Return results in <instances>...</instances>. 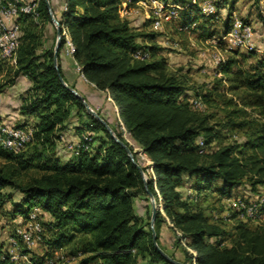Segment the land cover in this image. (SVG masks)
Wrapping results in <instances>:
<instances>
[{"label":"trees","instance_id":"1","mask_svg":"<svg viewBox=\"0 0 264 264\" xmlns=\"http://www.w3.org/2000/svg\"><path fill=\"white\" fill-rule=\"evenodd\" d=\"M63 1L58 14L50 0L61 24L58 68L54 64L57 28L46 1L39 0V21L22 11L16 17L21 34L15 64L8 69L13 74L0 82L1 93L27 75L31 85L22 96L19 111L24 116H37L33 138L20 151L0 143V205L3 188L10 186L21 192L16 210L26 219L36 207L49 215L41 232L45 251H25L35 262L52 256L59 247L70 246V253L80 256L81 264L95 260L105 264H170L155 246L150 221L135 209L138 197L150 206L152 192L164 205V210L158 207L154 222L156 240L165 249L161 228L169 219L176 244L184 240L187 245L183 262L264 264V223L252 226L251 220L234 211L231 219L236 220L229 225L222 214L216 218L189 192L195 188L200 195L201 190L214 188L215 179L223 181L219 188L223 193L241 184H249L256 192L264 184V54L246 65L239 55L248 54L231 49L217 66L221 73L217 82L202 88L189 84L183 67L170 66L162 52L165 46L159 42V29L137 28L121 15L123 0ZM169 1L187 4L177 18L183 29L207 18L200 13L197 1ZM227 2L220 0L219 4ZM202 23L204 27L207 20ZM63 25L68 26L75 45L78 75L111 97L108 105L115 108L118 123L98 112L128 145L136 162L86 110L82 98L63 83L60 75L81 93L63 67ZM144 25H152L151 20L145 19ZM214 34L208 32V36ZM139 49L147 51L149 57H137ZM3 62L0 57V72L5 69ZM190 89L204 107L188 100ZM215 110L223 117L216 118ZM72 119L78 121L75 128L79 132L90 130L92 136L95 130L104 129L109 139L97 149H82L75 157L64 152L70 158L62 161L49 152L57 147ZM235 132H241L242 138L231 139ZM200 140L204 141V151ZM142 171L147 174V186ZM219 210L224 211V206ZM148 214L150 218L151 212ZM4 247L0 239V264H14Z\"/></svg>","mask_w":264,"mask_h":264},{"label":"rangeland","instance_id":"2","mask_svg":"<svg viewBox=\"0 0 264 264\" xmlns=\"http://www.w3.org/2000/svg\"><path fill=\"white\" fill-rule=\"evenodd\" d=\"M124 1L129 2L130 5L137 9V11L128 14V18H130L133 26L148 31L156 30L153 25H144V10L142 7L135 4L136 1L123 0V2ZM193 1L198 2V6L201 9L200 13L205 15L207 18L203 17L198 19L199 24L194 23L191 28L186 27L183 29L181 20L177 19L173 20L172 22L166 23L162 29H159L162 32V35L159 37V42L160 44L165 46L162 52L167 56L169 64L172 68L183 67V71L188 72L189 84L202 85V88L214 85L217 82L218 76H221V73H219L217 70V66L219 64L216 61L217 56H222V59L225 60L229 56V54H231V49L233 48H237L241 52H245L246 55L248 54L247 57L243 56L242 54L239 55V58L246 65H249L251 62L257 61V59L262 56V54H264V0H228L226 4L222 5L219 4L220 0H213L216 8L215 11L211 14L202 12V4L205 0ZM196 14L198 15V17L201 16L198 13ZM235 16L238 17L243 24L251 25L253 31V47H247L245 45L232 46L230 44L229 39L227 38V33L231 29V24ZM206 20L207 23L203 27L202 22ZM54 26L56 27L55 23ZM54 26H52V30L55 28ZM210 31H213L215 34L213 36H208V32ZM56 41L57 36L54 41V46L56 45ZM252 50L255 52V54L250 55V51ZM4 61L5 62H3L2 64L5 69L0 72V82H6L8 78H10V76L13 74V72L9 71L8 69L14 66L16 55L13 58L5 59ZM12 85L13 84L9 86L7 85L5 90ZM188 94V100L194 103V99L196 98L194 96V90L190 89L188 91ZM109 99L110 98L104 92H97L96 96L92 98L91 102L85 98L90 106H92V108H94L96 111L100 110L104 113L108 111L109 114L113 116L115 114V111L113 108L109 107ZM215 112H217L216 118L223 117V113L219 110H215ZM36 121L37 116L33 118V120L30 122V125L35 126ZM75 121L77 120L72 119L69 122V124H72L74 128L76 127L74 125ZM89 131L90 130L86 129L81 130L79 132L80 140H84L87 135H90ZM63 135L64 132L62 133V136ZM125 135L131 141V138L126 133ZM92 136V145H90V148L88 150L97 149L98 146L109 139L107 131L104 129L95 130L92 133ZM242 136L243 135L241 132H235L232 135L231 139H241ZM69 142H74V140ZM67 143L68 141L60 139V141H58L57 147L51 150L49 152V155L58 156L62 161H66V159L70 157L77 156L78 152L68 149ZM136 149L139 150V152L147 158L146 154L140 147L136 146ZM64 152H67L70 157L63 155ZM149 171L153 173L152 168H149ZM145 175L147 176L146 173ZM213 186L214 188L201 190L200 195L195 188H191L192 191L189 190V192H192L193 198L197 199L202 206L206 207L208 212L214 213L216 218L220 214H223L224 212L226 213V211L228 210V197L230 195L234 196L237 192L243 193L245 191L243 187L251 188L249 184H242L239 186L228 188V191L226 193H223L219 189L223 186V181L221 179H215L213 181ZM3 193L4 201L2 205H0V239L4 242V249H6L7 251L13 246V238H17V246L19 247L18 250L20 252H26L25 250L28 247L17 235V229L25 227L28 224L29 220H31V214L34 212H36V219L41 222L42 226L43 222L46 223L48 221L49 215L36 207L33 208L29 213V219H26L23 213L16 210L18 204L21 202V192L17 189H14L13 187L8 186L3 188ZM10 193L12 194V196L9 198L7 194ZM254 196L255 194L254 192H252L250 195L244 197L249 198ZM156 202L159 204V208L161 210H164L162 209L163 203L160 200H156ZM222 205L224 206V211L219 210ZM214 207L216 209H214L213 211L212 208ZM135 209L139 214L146 216V220L150 221L151 225V217L149 218L148 213L151 212L152 215V202L149 206L147 205V200L145 198L138 197L136 199ZM228 212L229 215L225 218L228 220V224L232 225L236 220L231 219L234 210L229 209ZM259 223H264V220H260L259 222L251 220L249 224L255 226ZM166 224L167 222H164L162 225L160 238L161 243L165 248L164 250L169 254L173 253L176 259L183 261L184 259H186L184 248L187 245L184 240L183 243L176 244L175 233L172 228H166ZM47 233L49 234V232ZM43 237L44 236L41 233L38 241L35 243L36 245L34 244L32 246V249L34 248L33 250L37 253L44 252L40 250V248L44 245ZM69 247L70 246L59 247L54 251L52 256H49L47 258H52V264H81L80 256L71 254ZM188 248L189 250L192 249L191 247ZM89 264L105 263H102L100 260H95Z\"/></svg>","mask_w":264,"mask_h":264},{"label":"built area","instance_id":"3","mask_svg":"<svg viewBox=\"0 0 264 264\" xmlns=\"http://www.w3.org/2000/svg\"><path fill=\"white\" fill-rule=\"evenodd\" d=\"M136 5L144 10L145 19H150L155 29H162L164 25L180 17L181 11L187 7L182 4L169 0H137ZM39 0H0V53L5 59L13 58L20 45L21 24L16 20L18 14L22 12L32 13L39 21L38 11ZM213 0H205L202 4V12L211 14L215 11ZM137 11L129 2L124 1L120 12L122 16L128 17V14ZM55 23V22H54ZM231 29L227 33V38L232 46L245 45L253 47V31L249 24H243L238 17H234ZM63 33L66 37L67 52L73 54L75 45L69 34V28L63 25ZM137 57H149L147 51L139 49ZM216 61H223L222 56H217ZM80 70V66L78 65ZM111 99V97L109 96ZM196 107H204L200 98L194 99ZM35 126L33 125H12L0 118V143L6 148L13 151H20L34 135ZM92 137L87 135L84 140L68 142L67 148L76 152L82 149L88 150L91 145ZM202 145L201 151H204V141H199ZM254 197H237L230 195L228 197V210L233 209L238 212V216L245 220L259 222L264 220V184L258 191L254 192ZM228 210L222 215L227 217ZM36 212L31 214V220L25 227L17 229V235L27 245L28 248L38 241L43 230L41 222L36 219ZM13 238V237H12ZM17 238H13V246L7 250L14 264H52V258H44L39 262L33 261L30 252H20L17 246ZM193 253L195 251L190 249Z\"/></svg>","mask_w":264,"mask_h":264},{"label":"crops","instance_id":"4","mask_svg":"<svg viewBox=\"0 0 264 264\" xmlns=\"http://www.w3.org/2000/svg\"><path fill=\"white\" fill-rule=\"evenodd\" d=\"M53 2H54L53 4L55 6L57 13L60 14L64 7V3H63L64 1L63 0H53ZM0 57L3 58L1 56V53H0ZM3 59L5 60V58ZM62 61H63L64 70L68 78L71 81H76L77 86L79 90L81 91V94L83 93L86 96H89L92 100V98L96 96L97 92H100V91L96 90L93 84L88 82L82 76L78 75V72H79L78 64L76 60L74 59L73 54H70L67 52L66 45L64 46V50L62 52ZM30 85H31V80L29 79V77L27 75H21L11 87H9L8 89L0 93V117L3 118L6 122L12 125H17L18 123H24L28 125L31 124L30 122L33 120L35 116L33 115L24 116L19 111V107L22 103V96L23 94H25L27 88ZM105 114L110 118L113 124L118 123V117H117L116 112L114 114L115 116L114 115L111 116V114H109L108 111ZM76 124H78L77 121H75L74 125ZM62 140L68 141V142L73 141V140L74 141L80 140V133L78 130H76V128L72 126V124H70L64 130V135L62 136ZM236 186H239V185H236ZM243 189L245 190L243 193L237 192L236 195L234 196L244 197V196L250 195L253 192L251 188L249 187L248 188L243 187ZM171 224L172 223L170 222V220H168L166 224V228H171L170 227ZM45 249H46L45 245H43V247L40 248L42 252L45 251Z\"/></svg>","mask_w":264,"mask_h":264},{"label":"water","instance_id":"5","mask_svg":"<svg viewBox=\"0 0 264 264\" xmlns=\"http://www.w3.org/2000/svg\"><path fill=\"white\" fill-rule=\"evenodd\" d=\"M46 3H47V6L49 8V11L52 15V20L53 22H55L56 24V28H57V41H56V45H55V48H54V54H55V57H54V64L55 66L58 68V61H57V54H58V50H59V47H60V44H61V24L59 23L58 19L56 18V16L54 15V12H53V9H52V5L50 3V0H45ZM61 76V79L63 81V83L68 87L70 88L75 94H77L79 97L82 98V101L84 102L85 106H86V110L91 113L92 115H94L97 119H99L104 125L105 127L108 129V131L110 132L111 136L117 140L118 142H120L121 144H123L126 149L128 150V153L130 155V157L133 159V161H135L134 159V155L132 153V151L130 150V148L128 147V145L122 141L118 136L117 134L115 133L114 129L112 128V126L100 115V113L98 111H96L94 108H92V106H90V104L85 100V98L83 97L82 94H80L78 92V90L72 86H70L65 80L64 78ZM136 162V161H135ZM142 174H143V177H144V180H145V185L147 186V176L145 175V172L142 171ZM149 195H150V200L152 202V215H151V227H152V234H153V240H154V243H155V246L159 249V251L169 260L171 261L172 263H175V264H187L183 261H180L174 257H172L168 252H166L157 242L156 240V231L154 229V222H155V219H156V215H157V209L159 207V204L156 202V199H155V196L153 195L152 192H149ZM162 209H164V205H162Z\"/></svg>","mask_w":264,"mask_h":264}]
</instances>
